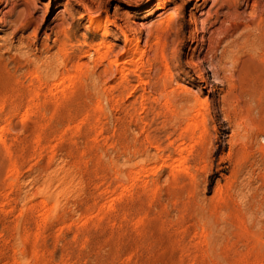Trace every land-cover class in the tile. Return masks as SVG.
Listing matches in <instances>:
<instances>
[{"label":"rangeland","instance_id":"374dc122","mask_svg":"<svg viewBox=\"0 0 264 264\" xmlns=\"http://www.w3.org/2000/svg\"><path fill=\"white\" fill-rule=\"evenodd\" d=\"M0 1V126L17 138L0 149V264H264V51L241 38L222 53L261 35L264 0L195 18L190 0ZM216 10L211 37L228 39L198 53ZM105 41L135 71L122 92L118 73L96 76Z\"/></svg>","mask_w":264,"mask_h":264},{"label":"bare ground","instance_id":"6f19581e","mask_svg":"<svg viewBox=\"0 0 264 264\" xmlns=\"http://www.w3.org/2000/svg\"><path fill=\"white\" fill-rule=\"evenodd\" d=\"M169 0H158L154 5L157 6V8L165 10L167 7ZM240 0H235V3L237 5H240L239 3ZM248 0H246L247 2ZM1 2V1H0ZM78 3H80V1H77ZM209 2V0H190L189 2H187V7L189 8V12L190 14L193 16L192 18H195L194 16V12L199 11L202 8H205V6L207 5V3ZM99 1L96 3L94 12L92 13V15L89 16V19L91 20V28H92V33L94 35H96L99 31H101L102 28V35L108 36L109 35V30H108V25L110 23H108V17L106 16V20L105 24L102 26L101 23V16H100V11L98 10V5H99ZM248 5V3H247ZM255 7V6H254ZM253 7V8H254ZM88 11L91 10L89 9L87 6L85 7ZM223 6H220V10H222ZM194 11V12H192ZM126 13H129L127 11H125ZM152 13L151 12H147L145 16L150 15ZM255 13L254 10L251 11V15L253 16ZM108 14V12H107ZM202 14V13H200ZM226 14L227 13H219L218 10H216L215 14H214V21L212 23H210V27L208 28L209 31V37H202L200 41H197L196 46H198V44L201 45V48L199 50L198 53H202L204 52V46L207 47V50H213L216 47H218L222 42H225L228 39V36L226 33H222L221 35H219L218 37H216V39L214 40L211 37V33L215 30H211L210 28L213 27L215 24L217 23H222L223 20L220 21V18H226ZM170 18H166L164 19L162 22L165 26L170 27L171 23H170ZM32 22V17L30 16L29 18H27L24 22L21 21V24L19 23L18 27L20 29H25L26 26H29V24ZM161 26V25H160ZM238 25H235V28H237ZM245 27L247 29L253 28L252 23H249L247 25H245ZM255 29L259 30L261 32V35L259 36H252V33L250 32H242L238 37H234L230 40V42L227 44L228 47L223 48L222 53L224 54L227 50H229L231 47L236 45V42H238L239 39L242 38V40H248L251 42V46L249 47L250 50L252 49H260L261 51H264L262 49V47H260V44L264 43V29L261 28L260 26H255ZM198 32V29L194 30V34ZM211 32V33H210ZM196 37V36H195ZM125 45L128 46V42L125 43ZM90 47V46H89ZM113 47L114 44L110 43V42H103L101 45H98L96 48H94V54H95V60L97 61V65H101L104 61H107V64L105 65V67H103L102 71H100L99 74H95L94 75L98 77H101L102 74H107V73H111L112 71H114L115 73H118L122 79L121 85H119V87L121 86V90L120 92H122V89L126 88L127 86L130 85V80H129V75L128 72H135L133 71L134 69H130V68H124V67H119L120 62L119 60V54L115 55L114 59H110L109 55L112 53L113 51ZM87 52H89L87 50ZM247 54H250V51H246ZM221 53V54H222ZM261 56H264V53L262 52ZM145 59V53H144V49L139 47L138 41L135 42V47L131 53V60H138L140 62H143ZM159 59V70L162 71L163 76L165 78V80L163 79L162 81V86L165 87L166 84V76L170 73V67L165 55V41L162 42V44L160 45V47L156 48L154 54H153V60L157 61ZM237 64L241 61V57H238L234 60ZM197 66V65H196ZM74 67L77 68L78 70H80V65L79 62H75ZM198 67V66H197ZM64 70L66 71V69L64 68ZM60 74H63V72H61ZM198 75H203V72H201V70L198 67ZM43 85V84H42ZM104 92V91H102ZM9 126L8 125H2L0 126V149L3 148V150L5 149L6 152H8V154L10 155V157L14 154L13 152H15V150L12 148V145H14L13 143L16 141L17 142V138L14 139V142L11 141V139H9L8 135L9 134Z\"/></svg>","mask_w":264,"mask_h":264}]
</instances>
